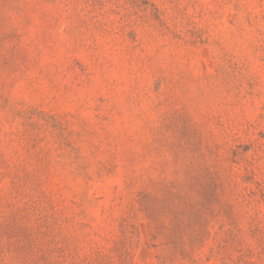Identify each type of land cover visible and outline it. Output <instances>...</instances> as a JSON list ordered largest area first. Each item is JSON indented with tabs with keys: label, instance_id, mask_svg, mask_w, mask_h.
Here are the masks:
<instances>
[{
	"label": "rangeland",
	"instance_id": "rangeland-1",
	"mask_svg": "<svg viewBox=\"0 0 264 264\" xmlns=\"http://www.w3.org/2000/svg\"><path fill=\"white\" fill-rule=\"evenodd\" d=\"M0 264H264V0H0Z\"/></svg>",
	"mask_w": 264,
	"mask_h": 264
}]
</instances>
